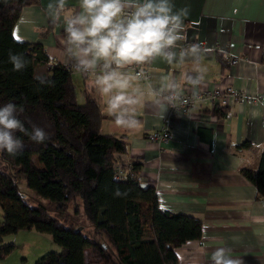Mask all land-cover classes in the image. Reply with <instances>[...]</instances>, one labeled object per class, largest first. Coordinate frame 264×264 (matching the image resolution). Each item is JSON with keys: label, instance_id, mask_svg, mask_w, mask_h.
I'll list each match as a JSON object with an SVG mask.
<instances>
[{"label": "crops", "instance_id": "obj_1", "mask_svg": "<svg viewBox=\"0 0 264 264\" xmlns=\"http://www.w3.org/2000/svg\"><path fill=\"white\" fill-rule=\"evenodd\" d=\"M49 2L40 0L25 7L14 35L20 41L43 44L53 62L72 65L63 55V25H53L47 15ZM172 2L175 9H189L181 44H197L206 50L200 64L203 80L196 86L186 82L187 74H195L188 60L171 65L157 60L145 65L152 77L139 84L148 92L149 85L159 88L161 77L169 76L180 84L179 92H198L201 87L210 90L216 85L232 88L240 98L227 107V114L214 113L209 100L199 101L191 116L177 118L171 141L158 145L145 139L148 131L163 126L167 114L168 108L160 111L154 106L156 97L146 95L137 108L141 123L135 129L117 126L104 111L90 78L73 71L77 100L85 103L88 94L100 103L107 117L103 132L116 133L130 145L129 153L117 156L141 163L142 181L155 186L163 209L202 221V238L177 249L180 264H211V253L217 248L228 250L237 264H264V224L252 219L264 214L260 207L264 197L242 173L245 167L257 170L264 152V0ZM67 7L78 10V0H67ZM24 18L32 23H24ZM45 30L49 32L44 34ZM230 58H237V64L232 65ZM52 61L39 63L35 74L49 75ZM244 142L251 146L241 147ZM88 253L97 256L95 262L101 261L94 248L86 256ZM0 264L24 263L8 256L0 258Z\"/></svg>", "mask_w": 264, "mask_h": 264}, {"label": "trees", "instance_id": "obj_2", "mask_svg": "<svg viewBox=\"0 0 264 264\" xmlns=\"http://www.w3.org/2000/svg\"><path fill=\"white\" fill-rule=\"evenodd\" d=\"M39 1L0 0V106L15 103L24 109L18 115L26 128L38 125L51 133L44 144L17 133L25 143L23 152L13 156L0 151V241L22 230L52 235L62 251H51L36 264H87L89 248L101 257L94 264H180L177 249L202 238V221L163 209L155 186L142 181L139 162L133 161L136 178H115L117 155L129 153V143L103 132L107 117L100 103L88 94L85 103L78 102L72 72L49 59L43 44L14 35L23 9ZM10 50L25 56V70H13ZM51 61L49 75L35 74L39 63ZM41 78L54 81V86L41 84ZM227 111L217 106L215 113L224 116ZM34 155L43 168L35 164ZM16 173H24L32 190L56 204V215L28 202ZM242 173L264 197V152L257 170L245 167ZM14 249L15 244L1 246L0 258Z\"/></svg>", "mask_w": 264, "mask_h": 264}, {"label": "clouds", "instance_id": "obj_3", "mask_svg": "<svg viewBox=\"0 0 264 264\" xmlns=\"http://www.w3.org/2000/svg\"><path fill=\"white\" fill-rule=\"evenodd\" d=\"M46 11L53 25H63V55L76 72L90 78L89 84L104 102V111L117 126L135 129L140 125L136 111L146 95L156 97L153 103L160 111H165L177 98L180 84L169 76L161 77L159 88L149 85L150 91L146 92L139 84L145 77L143 66L157 60L170 65L188 60L195 74H187L186 82L196 86L203 80L200 64L206 50L197 44H181L189 9H175L172 0H78L75 11L68 9L67 0H50ZM23 22L32 23L27 18ZM8 59L17 72L28 65L23 54L11 50ZM132 66L140 71L128 70ZM40 83L54 86V81L44 78ZM23 110L12 102L0 106V151L13 156L25 148L17 133L37 144L51 139V133L38 125H32L31 130L25 127L18 115ZM260 207L264 209V204ZM252 219L264 224V214ZM211 264L237 262L228 250L217 248L211 253Z\"/></svg>", "mask_w": 264, "mask_h": 264}, {"label": "built area", "instance_id": "obj_4", "mask_svg": "<svg viewBox=\"0 0 264 264\" xmlns=\"http://www.w3.org/2000/svg\"><path fill=\"white\" fill-rule=\"evenodd\" d=\"M229 62L232 65L237 64V58H230ZM50 68L52 64H49ZM71 71H75L72 65H66ZM133 72L140 71L139 67L132 66L128 69ZM145 77L143 80H150L151 72L143 66ZM240 98V94L233 91L232 88L220 87L216 85L214 89L200 88L198 92H179L177 91V98L171 105L168 106L167 114L164 118V124L161 128L148 131L145 134V139L152 143L163 145L167 144L172 139V133L175 127V122L178 117L191 116L196 109L197 103L202 100H209L211 109L215 113L217 106L230 107L236 100ZM137 177L134 169L133 161L120 160L115 166V178L120 181H127Z\"/></svg>", "mask_w": 264, "mask_h": 264}, {"label": "rangeland", "instance_id": "obj_5", "mask_svg": "<svg viewBox=\"0 0 264 264\" xmlns=\"http://www.w3.org/2000/svg\"><path fill=\"white\" fill-rule=\"evenodd\" d=\"M33 161L38 167H44V165L39 161V157L37 155L33 156ZM16 177L21 193L26 196L28 202L31 205H44L48 208L49 212L52 215L57 214L56 204L38 195L34 190H32L28 186L27 179L24 173H16ZM72 212L73 211L71 207L70 213ZM3 218L4 213L2 207L0 206V222L3 221ZM67 220L69 223L72 222V219L70 217H68ZM8 244H15V249L8 256H10L11 258L14 257V260L22 261L24 264H36L39 258L51 251H62V247L55 243L52 235L30 230H22L18 233L4 236L0 241V247L6 246ZM87 258L88 264H93L98 260L97 256H93L90 253L87 254Z\"/></svg>", "mask_w": 264, "mask_h": 264}, {"label": "water", "instance_id": "obj_6", "mask_svg": "<svg viewBox=\"0 0 264 264\" xmlns=\"http://www.w3.org/2000/svg\"><path fill=\"white\" fill-rule=\"evenodd\" d=\"M81 228H78V230H80Z\"/></svg>", "mask_w": 264, "mask_h": 264}]
</instances>
